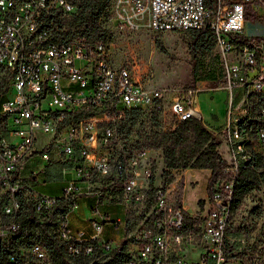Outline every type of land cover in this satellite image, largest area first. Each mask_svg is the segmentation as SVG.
I'll use <instances>...</instances> for the list:
<instances>
[{
	"label": "built area",
	"instance_id": "built-area-1",
	"mask_svg": "<svg viewBox=\"0 0 264 264\" xmlns=\"http://www.w3.org/2000/svg\"><path fill=\"white\" fill-rule=\"evenodd\" d=\"M115 8L120 25L135 27L146 17L156 31L214 33L223 67L218 88L228 97L224 127L210 129L221 141L225 175L190 211L174 194L176 179L164 186L157 176L153 150L118 130L131 109L156 110L165 122L169 113L165 130L202 120L199 82L153 85L133 65H116L106 40L66 38L57 19L77 13L74 0H0V80L7 78L0 100V241L11 247L18 239L22 199L33 201L42 222L63 198L69 203L55 213L53 229L67 264H226L236 205L247 193L241 176L264 165V0H116ZM39 134L48 135L41 145ZM55 163L62 164L61 177L70 174L61 192L35 189L40 172L51 180ZM83 196L92 200L89 237L70 225ZM102 203L120 204L123 216L102 211ZM106 222L123 225L122 248L123 240L99 237ZM8 264L53 259L41 241L29 239L11 247Z\"/></svg>",
	"mask_w": 264,
	"mask_h": 264
},
{
	"label": "rangeland",
	"instance_id": "rangeland-1",
	"mask_svg": "<svg viewBox=\"0 0 264 264\" xmlns=\"http://www.w3.org/2000/svg\"><path fill=\"white\" fill-rule=\"evenodd\" d=\"M115 6L116 0H110L98 22L85 23L77 28L76 34L82 36L80 31L84 29L89 33L87 36H91L94 30L106 29L110 56L116 65L120 63L133 65L137 73L153 85L173 88L188 85L191 77L189 33L187 31H156L149 27L146 17L140 19L135 27H131L126 22L120 25L115 19V13H117ZM126 13H131V11H126ZM159 43L163 45L164 51ZM222 73L223 67L219 53L214 47L208 55L201 57L202 78L197 82L203 90L198 93L197 98L202 121L218 131L222 130L227 119L228 93L226 89L218 88L221 86ZM5 98L6 95H3L0 100ZM165 117L167 122L161 115L158 119H154L150 113H139L137 122L132 126L128 135V142L146 148L147 137L156 130H162L165 124L170 122L171 115L167 113ZM156 122H159V125ZM47 138V134H39L37 143L41 145ZM150 149L153 150L151 154L155 156L157 176H162L164 169L162 151L157 148ZM220 149L224 151L223 143ZM53 155L57 153L54 152ZM182 171L183 169L174 171L176 180L172 184L173 191L177 196L181 190L179 189L180 182H183L182 202L188 206L190 211H195L199 209V200H205L208 197L207 173L201 169H186L183 174ZM69 176V173H65L63 178L66 179ZM44 178V172L43 174L40 172L33 182L35 189L51 195L61 192L62 181L45 180ZM82 204L84 205V199ZM107 205V203L100 204V209L109 212L106 209ZM113 208L118 210L117 214L123 216L120 204H116ZM80 214L86 216L87 210L83 207ZM229 236L232 256L227 264H264V184L260 189L249 191L241 197L236 205ZM237 253H241L239 258L234 257Z\"/></svg>",
	"mask_w": 264,
	"mask_h": 264
},
{
	"label": "trees",
	"instance_id": "trees-1",
	"mask_svg": "<svg viewBox=\"0 0 264 264\" xmlns=\"http://www.w3.org/2000/svg\"><path fill=\"white\" fill-rule=\"evenodd\" d=\"M110 0H74L77 4V13L69 18L59 17L57 19L58 26L62 29V33L66 38L72 37L77 33V28L83 26L85 23L92 21L97 23L100 17L107 9ZM250 15H248V18ZM65 28V29H63ZM106 29L94 30L91 36L92 39L102 38L106 40ZM189 33V50L191 53V77L188 85H195L197 80L202 78L201 75V57L208 55L215 47V35L209 30H187ZM83 36L89 35L84 29L80 31ZM242 37V42L252 43L253 40L247 37ZM159 46L164 51L163 45ZM223 74V73H222ZM222 81V80H221ZM7 84V78L3 77L0 80V99L5 90L3 86ZM140 111L136 109L129 110L124 119L120 122L118 130L128 138L132 126L137 122ZM154 119H158L160 113L156 110L148 111ZM159 125V122H156ZM204 121L196 118H188L179 122L172 130H156L150 134L148 138L147 147L157 148L162 152V162L164 169L162 172V183L164 186L175 180L176 170L186 168H208L211 170V175L207 183V193L211 195L213 192V184L225 175L224 169L227 167V161L219 151L221 141L213 134ZM138 147L139 144L132 143ZM49 178V176H47ZM56 178H61L60 175ZM241 182L244 189L249 192L260 189L264 184V165L258 163V166L253 169H248L243 176ZM183 182H180L182 190ZM181 190L177 193L178 199H181ZM25 206L20 215L21 229L18 233V239L12 241V246L28 241L29 239H37L41 241L51 252L53 264H67L66 255L63 250L62 242L57 238L53 229V219L57 210L66 207L69 203L68 199L60 198L58 205L55 207L52 214L42 222H39L34 213L33 201L23 200ZM203 203V200H200ZM125 241L121 243V248ZM11 246V247H12ZM11 247L6 246L0 241V264H8V254L11 253ZM241 253L234 255L239 258Z\"/></svg>",
	"mask_w": 264,
	"mask_h": 264
},
{
	"label": "crops",
	"instance_id": "crops-1",
	"mask_svg": "<svg viewBox=\"0 0 264 264\" xmlns=\"http://www.w3.org/2000/svg\"><path fill=\"white\" fill-rule=\"evenodd\" d=\"M56 157V155H55ZM61 163H55L53 164L49 171L47 172V175L49 176V178L51 180H60L63 182V177L61 178H56L60 175V167H61ZM186 169H196V168H186ZM184 169L182 171V174L184 173V171L186 170ZM201 170H205L206 171V176H207V181L211 175V170L208 168H202ZM207 185V184H206ZM84 199V205L82 204V200ZM92 200L89 197H85L83 196L80 200H79V204L77 209H75L71 215H70V225L73 229H84L86 236H92V234L94 233V229L91 226V216H92V211L89 207V203ZM116 204H108L106 209L111 213V216L115 217V216H121L119 214H117L118 210H115L113 208V206H115ZM87 210V215H81L80 211L83 207ZM112 207V209H111ZM117 209V208H116ZM123 236H124V228L123 225H119L118 227L113 226L110 222H106L103 226V231L101 232V234H99L100 238H107V239H113L116 242H120L123 240ZM231 250V247H230ZM232 252V251H231ZM229 262V261H228ZM227 262V263H228ZM226 263V264H227Z\"/></svg>",
	"mask_w": 264,
	"mask_h": 264
}]
</instances>
